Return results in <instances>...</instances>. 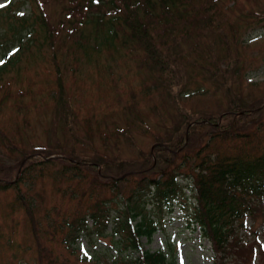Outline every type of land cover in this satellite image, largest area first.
I'll list each match as a JSON object with an SVG mask.
<instances>
[{"label":"rangeland","instance_id":"1","mask_svg":"<svg viewBox=\"0 0 264 264\" xmlns=\"http://www.w3.org/2000/svg\"><path fill=\"white\" fill-rule=\"evenodd\" d=\"M199 1L183 2L180 17L162 9L140 14L155 42L140 50L122 46L130 31L119 22L108 44L105 30L95 31L77 14L67 18L72 8L86 15L80 0H0V65L9 61L0 70V175L10 173L14 180L21 153L48 151L55 141L77 158H115L114 166L154 162L158 142L177 134L188 142L182 124L187 116L219 115L236 109V99L248 108L262 102L263 112L248 121L258 117L264 124V0ZM211 71L215 76L209 78ZM59 91L70 107L69 127L55 101ZM209 131L196 132L192 151L204 145ZM51 170L30 188L39 202L33 213L38 241L25 213L10 209L15 190L0 192V264H111L120 257L134 261L142 251H162L175 264L218 260L188 212L177 206L161 218L150 241L140 238V251L116 254V238L110 236L82 235L75 246L62 245L53 229H45L43 213L54 205L71 212L73 205L53 192ZM239 236L264 251L260 218L253 224L247 219ZM258 255L252 264H264Z\"/></svg>","mask_w":264,"mask_h":264},{"label":"trees","instance_id":"2","mask_svg":"<svg viewBox=\"0 0 264 264\" xmlns=\"http://www.w3.org/2000/svg\"><path fill=\"white\" fill-rule=\"evenodd\" d=\"M80 1L83 2L81 11H85L86 15L72 8L67 18L79 15L95 31L98 28L105 30L104 42L108 44L113 43L116 34L114 24L119 22L130 31L124 35L122 46L133 48L135 44L141 50L152 48L155 42L140 14L155 15L157 10L162 9L166 10L162 13L172 15L177 12L180 17L179 6L187 0ZM208 1L199 2L205 5ZM143 6H146L147 13L141 8ZM7 12L10 10L7 9ZM16 18L26 21L23 15ZM41 24L44 27L48 25L46 17ZM8 62L3 63L0 70ZM157 67L159 65L153 69ZM220 75L223 73L220 72ZM214 76L215 72H209V78ZM57 79L60 86L61 79ZM63 96V92H57L55 101H58L57 108L66 121L65 126L69 127L70 107ZM236 101L238 103H233L236 109L229 108L219 115L187 116L182 124L188 133V142H184L182 135H172L163 143H157L153 149L154 162L143 159L138 166L132 162H119V166H114L113 163L118 160L114 158L112 163L102 156L88 160L77 158L65 153L60 143L57 146L58 141L51 145L50 150L35 153L39 154L38 157L34 153H21V161H25L17 181L10 184L13 181L9 178L10 173L0 175V192L15 190L10 209L25 213L37 241L38 225L33 213L39 202L34 199L36 195L30 193V188L34 178L42 177L51 168L53 192L73 205L71 212L54 205L43 213L45 229H53L52 235L60 238L62 245L75 246L82 235L90 239L110 236L113 240L116 238V254L127 250L140 251V238L150 241L161 218L177 206L188 212L187 218L192 219L201 237L212 246L218 256L214 264H227L228 261L252 264L257 253L264 262V251L258 248V244L246 243L239 236L247 219L252 224L259 218L264 221V124L258 117L248 121L253 113L263 112L259 109L262 102L248 108L241 100ZM206 129L210 130L207 141L192 151V138L198 130ZM113 171L114 175H111ZM34 173L35 176H31ZM21 184L27 187L25 191L19 187ZM39 255L42 259L41 252ZM111 264H175V261L169 260L162 251H142L134 261L120 257Z\"/></svg>","mask_w":264,"mask_h":264},{"label":"snow or ice","instance_id":"3","mask_svg":"<svg viewBox=\"0 0 264 264\" xmlns=\"http://www.w3.org/2000/svg\"><path fill=\"white\" fill-rule=\"evenodd\" d=\"M0 7H3V5H0Z\"/></svg>","mask_w":264,"mask_h":264},{"label":"water","instance_id":"4","mask_svg":"<svg viewBox=\"0 0 264 264\" xmlns=\"http://www.w3.org/2000/svg\"><path fill=\"white\" fill-rule=\"evenodd\" d=\"M22 164H23V161H22ZM20 170V169H19Z\"/></svg>","mask_w":264,"mask_h":264}]
</instances>
